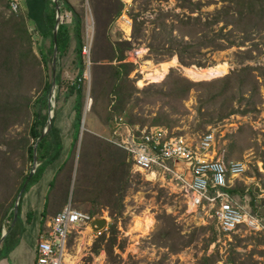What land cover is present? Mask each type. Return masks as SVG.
Here are the masks:
<instances>
[{
  "label": "trees",
  "instance_id": "16d2710c",
  "mask_svg": "<svg viewBox=\"0 0 264 264\" xmlns=\"http://www.w3.org/2000/svg\"><path fill=\"white\" fill-rule=\"evenodd\" d=\"M89 1L94 12L96 34L90 60L83 54L86 45L87 14L85 4L76 7L68 0H59L61 15L69 12L71 20L61 23L58 30L56 76L58 94L56 100L58 104L62 102L67 104L71 99L75 101V132L67 158L51 182L50 190L57 189L58 193L50 198L51 192H49L44 217L45 221H48V216L57 215L67 206L66 202L69 199L72 186V202L79 204L81 201H79L81 194L79 174L83 169L92 172L94 191L98 193L97 201L102 200L105 203L111 218L108 232H103L98 236L93 251L97 256L100 251H104L108 254L109 261L117 263L118 258L121 257L115 256V248L119 245V250L124 252L127 242L126 239L120 241L117 225L119 219H123L124 216L123 201L130 183L126 151L85 131L76 179L73 183L77 144L80 141L86 102L82 81L89 61L93 79L92 109L97 114H100L99 110L103 109L102 114H107L108 118H125V114H127L129 124L135 125L131 121L134 117L131 113H127V108L138 92L130 78L136 68L134 64L124 61L126 51L131 50L136 42L146 41L149 42L147 43L149 53L155 57L157 63L177 57L183 67L197 66L200 70L209 67L218 71L213 79L192 81L182 75L178 69L172 68L161 83L153 82L146 87L142 91L144 95L142 102L152 100L153 98L150 96L156 93L166 105L171 107V112L164 110L158 112L152 119L153 125H168L172 129L178 123L174 115L183 110L186 111L185 102L192 91L198 92L201 97H208L207 100H201L204 103L200 107L201 113L204 108L210 110L221 104L219 110L213 109L205 113L206 116L213 118L218 116V119L224 120L234 115L237 113L234 102L238 96L240 101L247 105V111L244 113L249 112L250 107L263 102L259 79L262 74L258 76L255 74L262 69L247 66L225 75L228 71L224 73L218 67H211V61L204 60L203 57L236 48L238 49L237 54L244 56V62L254 60L257 54L262 52L258 39L264 37V0H177V7L185 13L175 14L171 11L158 9L152 13L155 14L153 19L147 17L146 13L149 10L146 6L145 9L131 15L134 21L133 41L120 39L115 42H111L109 39L110 27L114 20L122 15L124 4L121 0ZM15 2L17 1L15 0ZM11 3L12 0H0V8H4L0 12V146L5 147V150L0 148V240L5 228L10 231L0 246V259L7 256L10 250L17 245L15 234L21 221L22 199L19 205V217L12 229L14 207L18 195L32 171L35 144L43 134L50 117L48 113L51 106L49 98L53 88L51 73L56 44L54 30L57 10L53 0H48L46 11V22L50 31L47 34L38 35V42H36L37 36L31 32V22L28 16L24 13H19V15L15 12L9 13L12 10ZM213 4H222V7L214 12H203L205 7ZM151 25L154 28V33L150 41L148 30ZM247 46L250 47L245 49ZM35 47L38 49L39 55L35 52ZM68 64L73 65L74 71L76 70L72 81L63 80L62 77ZM139 82L140 80L138 86ZM210 84L219 87L218 91L213 93L202 90V87ZM150 90L153 92L150 93ZM248 94H251V97L247 96ZM252 98H255L253 102ZM112 102H115L114 110L109 109ZM64 107L55 110L51 131L39 143L37 152L39 166L25 193L42 179L47 168L57 162L63 154L62 135L56 126V121L57 112ZM113 114H117V116L113 117ZM16 126H25V129L17 137H9V133ZM244 131L243 129V133ZM90 146L93 147L95 154L94 170L91 169L89 163L92 153ZM17 150L25 158V163L20 166V169H17L15 161L17 160ZM228 159L234 160L230 159V154ZM262 161L264 163V153ZM26 163L30 166L28 168L26 165L27 169H25ZM238 185H240L239 181L236 180L234 186L227 190L234 199L237 196ZM10 196L12 202L9 212H7L4 208ZM92 203H96V201H92ZM55 205L58 207L56 208ZM96 209L97 207H93L89 212H85L96 215L94 212ZM1 212L8 218V224L5 226H3ZM32 217L33 215L29 214L28 221ZM208 228L200 227L188 236L181 235L175 222L163 215L157 218L152 239L155 245L177 254L198 242ZM205 241L206 252L196 264H218L220 257L217 251L214 254L207 253L209 247L216 244V234L213 233ZM104 245H106L105 249H103ZM238 254L233 251L232 256L226 262L234 264L237 262Z\"/></svg>",
  "mask_w": 264,
  "mask_h": 264
},
{
  "label": "rangeland",
  "instance_id": "374dc122",
  "mask_svg": "<svg viewBox=\"0 0 264 264\" xmlns=\"http://www.w3.org/2000/svg\"><path fill=\"white\" fill-rule=\"evenodd\" d=\"M68 1L70 2V4L76 7H78L80 4H85L86 6V45L89 43L91 45L92 50L96 34L95 24L93 23L94 12L91 8V3L89 0ZM177 4V0H134L132 2V5L129 7L130 17L132 14L138 13L140 10L145 9L146 6L149 10L146 15L147 17L149 16L152 19L153 17H155V14H152L153 11H157L158 9L171 11L175 14L185 13V11H182L177 7ZM221 7L222 4H213L209 7H205L203 9V12H214L216 9H220ZM3 10L4 8H0V12ZM11 12L14 11L10 10L9 13ZM19 13H21L20 10L19 12H15V14L18 15ZM62 16L63 22H70L71 14L69 12ZM119 18L120 17L114 20V22L111 24L109 36L111 42H115L120 39L123 41H129L124 38V32L121 30L122 21L119 20ZM30 28L31 32L35 36H37L36 42H38L39 37L37 33H35V27L30 24ZM153 30L154 28L151 25L148 30V37L150 38V41L154 33ZM131 41H133V39H131ZM258 41L261 44L262 52L258 53L254 60L244 62V56L238 55V49L236 48L224 52H217L213 55H206L203 57V59L210 60L211 67H218L223 70L224 73L228 71V73L225 75L230 74L234 70L241 69L247 66H252L259 69L261 68L262 70H259V72H255V74L257 76L262 74V77H259V79L263 102L258 103L254 107H250L249 112L244 113V111H247V105L245 104V102L240 101V98L238 96L237 100L234 102V108L236 109L237 113L230 117H227L224 120H221L218 119V116H215L213 118L211 116L205 115V113H208L213 109L219 110L221 104L212 107L210 110L204 108L201 113L200 107L204 104L203 102H201V100H207L208 97H201L198 92L192 91L190 97L185 102L186 111L183 110L181 113L174 115V118H177L178 123L172 129L169 128L168 125L156 126L152 124L153 117L161 110L171 112V107L169 105H166L164 103V100L160 96H157L156 93H154L152 94V96H150L151 98H153L152 100L142 102L144 98L142 91L153 82L161 83L166 77L162 81H157L155 79L148 78L151 71L153 72L157 67L161 65V63H157L155 61V57H152L150 55L149 48L147 46V43L149 42H136L131 50L126 51V55L133 49H146V52H143V55L138 59V64H134L136 70L130 76L131 82L133 83V85H135L138 92L132 98V103H130L129 107L127 108V113L132 114L134 118H132L131 121L135 125L129 124V121L127 120V114H125V120L129 125L139 126L140 128L167 127L176 135L188 136L192 140L197 138L198 135H202L209 129H216L220 147L227 143L228 155L230 154V159L232 158L234 160H242L247 162L248 164V170L246 174L243 175L240 179H238L240 185H238L237 196L234 200L240 206L245 208L247 212L252 214L254 217H258L261 220L260 230H250L244 227L242 228V231H240L238 234L232 235L231 237H226L219 232L217 225L213 219H209L206 217L204 219V217H202V214H200L199 212H194V210H192L193 208L189 206L184 191L181 190V187H176L177 182L172 181V177L168 176V184L167 182H158L159 180H157V182L155 183L150 182L147 181L145 178H142L140 175H136L134 177V181L132 183H129V187L127 189V192L125 193L123 201L125 212L123 219L121 218L117 222L120 241L123 239L127 240L124 252L119 250V245L115 248V256L121 257L118 258L119 263H113L109 261L108 254L104 251H100L98 256L95 254L93 248L97 238H94V233L88 231L84 234L85 238H83L82 235H77L74 237L78 239L77 244H80V248L79 250H77V255L79 256L77 264H196L198 259L201 258L206 252L205 239H209L213 233L216 234L217 241L216 244H212L209 247L207 253L214 254L217 251L218 256L220 257V261H228V259L232 256V252L235 251L239 254L236 256L237 262H235L234 264H264V163L262 161V156L264 153V37L259 38ZM249 47L250 46H247L245 49ZM34 50L38 54V49L36 47L34 48ZM170 61L171 60H167L165 62ZM72 66L73 65L70 64L66 66L64 74L62 76L63 80L72 81L74 79L76 70L74 71ZM90 67L91 64L89 63L88 69L84 74V78L82 81V86L86 93V102L84 109L85 111L83 119L85 121V129L83 130V133L87 131L90 134L99 137L101 140L109 142L108 139L111 138L113 133L114 118H108L107 114H102L103 109L99 110L100 114L95 113V111H93L92 109L93 79ZM144 67L147 70L144 69ZM172 68L178 69V71L188 79L196 81L194 79H191L189 75L186 74L184 69L187 67H183L179 62L176 66L174 65L170 67L168 74L170 73ZM188 68L198 67L193 66ZM214 71L217 75L218 71L216 69H214ZM51 74L53 81V64ZM214 77L216 76L213 73V77L211 79H213ZM139 80L140 82L138 86ZM218 89L219 87H216L214 84L202 87L203 91L208 90L213 93L218 91ZM152 90H150V93L153 92ZM213 93L205 94L208 95ZM57 94L58 87L56 88L55 98L52 99V111H48L49 116L54 117L56 109H60L63 106H69L71 105V103H74V100L71 99L68 101L67 104L66 102L58 104L56 100ZM230 95L232 96V94ZM247 96L251 97V94H248ZM254 99L255 98H252V102L254 101ZM114 104L115 102L111 103L109 108L110 110H114ZM114 116L116 117L117 114H113V117ZM24 129L25 126L14 127L9 133V137H17L20 133L24 131ZM243 129L245 130L244 133ZM241 132L242 135H240ZM83 133L80 136V141L77 144L76 164L74 168L73 183L76 179V173L79 164V156L81 151V143L84 135ZM0 148L5 150L4 146H0ZM90 149L92 150V153L89 159V163L91 169L94 170L93 163L95 154L92 146H90ZM15 161L17 162V169H20V166L25 163V158L18 150L17 160ZM27 163L25 164V169H27ZM128 163V171L130 174L132 166L130 162ZM27 167L29 168L30 166L27 165ZM79 175L81 177L79 188L81 194L79 197V201H81L79 204H75L72 202V186L69 199L66 202L67 205L71 203L72 206L76 209L87 212H89L93 207H97L96 211H94L95 214H98L100 216L104 215V212H108V207L102 200L97 201L98 193H95L94 191L93 177H91L92 172L83 169L82 173ZM28 191L26 193L24 192L23 196H25ZM49 192H51L50 198H52L58 193V190L52 189ZM49 192L47 195H49ZM92 201H96V203H92ZM11 202L12 197L10 196L8 203L4 208V210H7V212H9ZM55 207L57 208L58 205H55ZM1 214H3L2 221L3 226H5L8 224V218L4 216L3 212H1ZM144 214H149L154 219L153 229L147 235H142L141 233L135 232V230H133V224H135L137 217L143 218L145 216ZM163 215L167 218L172 219L175 222V224L179 227L181 231V235L188 236L192 234L194 230L200 227L209 228L205 233L202 234L198 242L194 243L191 247L185 248L180 253L173 254L168 249L159 247L153 243L152 238L153 233L156 229L157 218ZM20 219L22 221V218ZM32 220L33 217L30 221ZM12 225L11 228L15 226L14 225L12 227ZM4 231H7L6 228L4 229ZM92 236L93 242L92 244H90L89 239ZM89 244L91 246H89ZM71 245H74V242L71 243ZM105 248L106 245L103 246V249Z\"/></svg>",
  "mask_w": 264,
  "mask_h": 264
},
{
  "label": "built area",
  "instance_id": "2783aa9c",
  "mask_svg": "<svg viewBox=\"0 0 264 264\" xmlns=\"http://www.w3.org/2000/svg\"><path fill=\"white\" fill-rule=\"evenodd\" d=\"M133 1L121 0L125 9L119 18L124 38L129 41L133 39V20L129 10ZM11 7L14 12L19 11V4L15 0H12ZM125 27L131 29L130 33L125 31ZM90 53L91 45L88 43L83 54L89 60ZM142 55V50L133 49L127 53L124 62L136 65ZM216 132V129H209L192 140L188 136L176 135L167 127L140 128L129 125L123 117H116L112 136L108 140L126 151L132 166L130 183L136 175L154 183L157 180L168 183L170 176L172 181L177 182L176 187L184 191L192 210L213 219L224 236L236 235L244 227L260 230L261 220L247 212L227 191L246 174L248 164L229 160L227 146L224 144L220 147ZM97 219L107 221L103 231L106 232L111 223L108 212L96 217L76 209L72 204L67 205L41 231L35 264H73L65 260V256L78 253L80 244L74 237L82 235L85 238L87 231L94 233V238L103 233L95 232L92 227ZM73 242L74 245H71ZM89 242L92 244L93 236ZM218 264L231 263L220 261Z\"/></svg>",
  "mask_w": 264,
  "mask_h": 264
},
{
  "label": "crops",
  "instance_id": "0c3cea01",
  "mask_svg": "<svg viewBox=\"0 0 264 264\" xmlns=\"http://www.w3.org/2000/svg\"><path fill=\"white\" fill-rule=\"evenodd\" d=\"M16 1L19 4L20 12L26 14L31 22V25L35 27L34 30L37 35H44L49 33L50 28L46 22L48 0ZM74 123V103H71V105L69 106H65L61 111L57 112L56 126L59 128L62 135L64 146L63 154L57 162L47 168L42 179L37 184L33 185L28 193L21 198L22 201L20 217L22 218V221H20L17 232L15 234V238H17V245L12 250H10L7 256L0 259V264H35V253L38 246L39 235L45 225L54 216H48V221H45L44 211L47 204V194L50 191L51 182L54 180L59 168L67 158V155L70 151L73 141V133L75 130ZM225 145L227 146V143H225ZM29 214L33 215L32 221H28ZM93 216L99 217L100 215L97 214ZM202 217H204L205 219L206 216L203 215ZM106 232H108V230ZM96 236V238H98V235Z\"/></svg>",
  "mask_w": 264,
  "mask_h": 264
},
{
  "label": "water",
  "instance_id": "95a60500",
  "mask_svg": "<svg viewBox=\"0 0 264 264\" xmlns=\"http://www.w3.org/2000/svg\"><path fill=\"white\" fill-rule=\"evenodd\" d=\"M54 4L56 5V10H57V18H56V27L54 30V40H55V51H54V57H53V75H54V79H53V88L52 91L50 93V98H49V104H52V99L55 98V92H56V88H57V84H56V76H57V58H58V48H57V39H58V30H59V26L61 23H63L62 21V15H61V9L59 6V0H53ZM52 111V107L50 106V112ZM52 120H53V116L49 117V120L47 122V126L43 132V134L41 135V137L38 139L37 143L35 144L34 147V167L33 170L31 171L27 181L25 182L20 194L18 195V198L16 200L15 203V207H14V221H13V225L12 227L15 225V223L18 220L19 217V205H20V201L21 198L27 188V186L29 185L31 179L34 177L37 167H38V160H37V152H38V146L39 143L48 135V133L51 131L52 128ZM85 121L83 120L82 126H81V135L83 133V130L85 129L84 127ZM92 227L94 229L95 232L97 233H101L103 232L106 227H107V221L105 219H97L92 223ZM10 231H5L1 240H0V246L1 244L4 242V240L6 239V237L9 235Z\"/></svg>",
  "mask_w": 264,
  "mask_h": 264
},
{
  "label": "bare ground",
  "instance_id": "6f19581e",
  "mask_svg": "<svg viewBox=\"0 0 264 264\" xmlns=\"http://www.w3.org/2000/svg\"><path fill=\"white\" fill-rule=\"evenodd\" d=\"M125 31L130 33L131 29L125 27ZM146 52V49L142 50V53ZM178 59L177 57H174L170 62H163L161 63V65L159 67H157L153 72L151 71V73L149 74L148 78L149 79H155L157 81H162L166 75L169 72L170 67L172 66H176L178 64ZM144 69H146L144 67ZM147 70V69H146ZM186 74L189 75V77L191 79L194 80H201V79H211L213 77V73L216 76V72L214 71L213 68H208V69H204V70H200L199 68H185L184 69ZM145 216L142 217H137V220L135 222V224H133V230H135V232L141 233L142 235H147L154 226V219L151 215L149 214H144ZM79 256L78 255H71L65 256V260L70 261L71 263H77Z\"/></svg>",
  "mask_w": 264,
  "mask_h": 264
}]
</instances>
